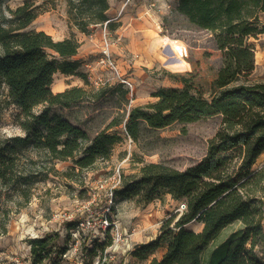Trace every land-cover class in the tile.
<instances>
[{
  "label": "trees",
  "instance_id": "obj_1",
  "mask_svg": "<svg viewBox=\"0 0 264 264\" xmlns=\"http://www.w3.org/2000/svg\"><path fill=\"white\" fill-rule=\"evenodd\" d=\"M44 1L37 6L25 0L12 9L9 0H0V89L6 86L8 90L6 100L0 99V113L6 106L16 107L23 132L17 136L0 132V188L17 193L21 198L17 205L23 207L31 201L35 183L51 173L60 174L57 162L70 161L72 166L62 174L83 184L84 172L109 159L121 140L110 129L124 123L137 141L143 127L162 129L220 115L222 127L210 139L201 162L185 170L163 163L145 164L138 178L124 181L115 190V197L137 199L145 205L167 192L184 201L186 209L175 223L177 230L170 228L175 216L161 235L133 251L134 257L148 259L169 239L163 256L149 264H264V166L253 169L264 153V83L248 81L256 68V50L250 39L264 34L260 23L264 0H178L177 11L206 30L213 45L187 58L191 70L170 73L180 88L159 90L157 101L131 108L127 119L123 114L114 117L94 137L82 126L53 114L57 107H76L90 97L104 96L106 90L76 86L53 91L58 72L78 76L87 86L89 80L82 71L83 62L76 58L80 48L76 39L56 41L31 27L40 10L55 0ZM65 1L70 23L82 33L96 25L115 29L109 0ZM218 59L220 67L213 63ZM7 219L8 209H0V236L7 232ZM191 222L202 223V230L186 229ZM237 222L241 228L216 245L205 261L210 244ZM66 224L69 232L79 226L77 221ZM110 231L109 226L106 234ZM71 239L70 234L63 239L58 232L27 239L31 264H62Z\"/></svg>",
  "mask_w": 264,
  "mask_h": 264
},
{
  "label": "rangeland",
  "instance_id": "obj_2",
  "mask_svg": "<svg viewBox=\"0 0 264 264\" xmlns=\"http://www.w3.org/2000/svg\"><path fill=\"white\" fill-rule=\"evenodd\" d=\"M24 1L9 0L8 5L15 9ZM30 1L37 6L45 3L44 0ZM109 3L115 29L96 25L89 33H82L70 23L65 0H55L44 6L31 26L47 32L56 41L74 38L80 44L76 58L83 62L82 71L88 76L89 86L78 76L58 72L54 76V92L60 90L56 88L58 82L65 90L76 86L106 90L104 96L90 97L76 107L53 110L54 115L82 126L91 137L114 117L123 114L127 119L131 108L157 101L155 94L159 90L180 88L170 73L191 70V66L181 65L182 61L192 57L195 50L213 45L206 30L192 25L177 11L178 0H109ZM260 23L264 26V12L260 14ZM165 36L170 39L166 44L163 43ZM171 40L180 41L179 46L174 47ZM250 42L256 50V68L248 81L264 83V34L252 37ZM213 63L221 66L219 59ZM126 90L128 93L124 98ZM7 93L6 86H2L0 99L6 100ZM19 113L14 106L2 109V134L23 135L17 123ZM222 122V116L215 115L186 125L175 123L162 129L143 127L137 141L127 133L123 123L109 130L121 135L110 158L100 161L95 169L85 171L83 184L62 174L72 166L67 161L56 163L60 174L51 173L47 179L32 186L31 201L23 207L17 205L21 199L17 193L0 188V209H8L7 232L0 236V263L31 264L27 239L56 232L63 239L69 234L72 238L68 240L69 251L62 264H149L153 258H161L169 239H165L161 248L148 259L134 257L132 253L139 245L161 235L164 225L175 216L170 228L177 230L175 223L186 209L184 201L162 192L159 198L144 205L137 199L115 197V190L124 181L138 178L145 164L163 163L185 170L201 162L207 154L210 139L219 132ZM28 154L36 155L34 151ZM262 166L264 153L253 169ZM118 176L121 182L117 184ZM75 221L79 226L69 232L66 223ZM109 226L111 231L106 234ZM241 226V222H237L224 229L206 249L204 260L207 261L216 245ZM202 228L203 224L199 222L186 226L196 232ZM105 241L107 247L103 249ZM96 243L97 249L92 251Z\"/></svg>",
  "mask_w": 264,
  "mask_h": 264
},
{
  "label": "bare ground",
  "instance_id": "obj_3",
  "mask_svg": "<svg viewBox=\"0 0 264 264\" xmlns=\"http://www.w3.org/2000/svg\"><path fill=\"white\" fill-rule=\"evenodd\" d=\"M163 40H164L163 43L166 44V42L169 41L170 39H169L168 37L165 36V37L163 38ZM171 43L173 44L174 47H177V46H179L180 41H178V40H171ZM182 64H186V65L190 66L189 63H188L187 61H182L181 65H182ZM54 85H55V84L53 83L52 89H54ZM56 88L62 89V88H63L62 83L58 82L57 85H56ZM53 91H54V90H53Z\"/></svg>",
  "mask_w": 264,
  "mask_h": 264
},
{
  "label": "built area",
  "instance_id": "obj_4",
  "mask_svg": "<svg viewBox=\"0 0 264 264\" xmlns=\"http://www.w3.org/2000/svg\"><path fill=\"white\" fill-rule=\"evenodd\" d=\"M106 45H107V47H109V43H108L107 39H106ZM105 52H106V55L109 56L108 53H107V51H105ZM103 62H105V61H103ZM111 65L113 66L112 63H111ZM116 180H117V179H116ZM120 182H121V180H120V176H118L117 184L120 183ZM116 187H117V185L114 186L115 189H116ZM184 206L186 207V205H184ZM71 231H72V230H71Z\"/></svg>",
  "mask_w": 264,
  "mask_h": 264
},
{
  "label": "crops",
  "instance_id": "obj_5",
  "mask_svg": "<svg viewBox=\"0 0 264 264\" xmlns=\"http://www.w3.org/2000/svg\"><path fill=\"white\" fill-rule=\"evenodd\" d=\"M65 89L63 88V89H60V90H58L57 92H61V91H64ZM56 93V92H55Z\"/></svg>",
  "mask_w": 264,
  "mask_h": 264
}]
</instances>
